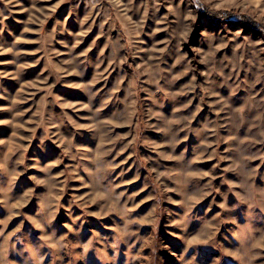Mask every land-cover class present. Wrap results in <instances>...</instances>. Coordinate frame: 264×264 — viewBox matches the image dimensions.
<instances>
[{"label":"rangeland","instance_id":"374dc122","mask_svg":"<svg viewBox=\"0 0 264 264\" xmlns=\"http://www.w3.org/2000/svg\"><path fill=\"white\" fill-rule=\"evenodd\" d=\"M0 264H264V0H0Z\"/></svg>","mask_w":264,"mask_h":264}]
</instances>
